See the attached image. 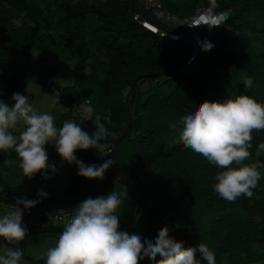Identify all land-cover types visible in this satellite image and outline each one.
Masks as SVG:
<instances>
[{"label":"trees","instance_id":"trees-1","mask_svg":"<svg viewBox=\"0 0 264 264\" xmlns=\"http://www.w3.org/2000/svg\"><path fill=\"white\" fill-rule=\"evenodd\" d=\"M163 2L181 17L192 15L196 6H209V0ZM217 2L220 7L216 11L230 9V16L211 30L197 28L200 44L192 63L152 76L149 74L175 67L179 63L176 58L185 50L180 42L161 41L142 27L133 18L139 10L133 0H0V96L17 92L28 78L36 76L43 88L60 90L68 99L65 122L75 121L72 97L83 92L94 108L93 117L100 116L108 131L103 142L112 143L122 131L110 153L100 157L103 162L113 160L111 168L125 176L137 193L132 234L139 235L142 242L154 241L159 229L167 226L169 235L183 241L185 248L197 249V259H201L199 244H206L215 253L217 264H264V169L251 198L242 195L229 202L213 187L214 177L222 169L177 142L183 127L181 117L204 101L247 95L264 104V47L253 45L244 33L247 15H264V0ZM256 30L264 33L262 28ZM205 41L214 45L211 51L202 50ZM48 46L65 59L90 58L84 91L79 89L81 70L73 85L61 88L54 66L29 50ZM245 77L252 78L251 88L244 87ZM133 80L135 96L130 101ZM105 115L110 120H104ZM252 135V156L245 163L255 162L257 146L264 142V130ZM97 154L91 148L75 152L86 165L99 166ZM259 160L264 163V152ZM5 161L19 164L12 149L0 151V167L8 165ZM61 162L67 165L65 193L73 195L77 204L99 197L94 179L79 176L75 164ZM108 176L105 172L104 177ZM28 189L22 183L7 182L0 173V201L7 206L17 198H26ZM129 205L128 191L120 224ZM55 234L59 237L58 233L39 235ZM254 242L261 243L255 251L250 249ZM19 245L23 248L25 239ZM160 258L157 255L156 260ZM139 264L155 262L145 257Z\"/></svg>","mask_w":264,"mask_h":264},{"label":"clouds","instance_id":"clouds-1","mask_svg":"<svg viewBox=\"0 0 264 264\" xmlns=\"http://www.w3.org/2000/svg\"><path fill=\"white\" fill-rule=\"evenodd\" d=\"M220 5L217 0H209V6L190 18L188 27L207 26L209 30L225 23L230 9L217 12ZM199 43V42H198ZM214 45L205 41L203 51H211ZM242 83L246 89L253 86L251 77H245ZM13 104L9 106L0 99V151L12 149L19 158V168L25 177L33 178L37 173L55 172L49 165L46 145L54 144L62 161L75 164L78 175L86 179L104 178L105 172L112 166L113 160L103 164L86 165L75 156L77 150L95 149L101 156L110 153L106 141L108 131L101 117L94 116V108L87 99L82 100L79 108L83 119L92 120L95 131L90 135L75 121H65L61 127L55 125L50 113L37 112L26 95L14 93ZM59 102V93L56 100ZM110 120L109 115L103 117ZM183 126L177 142L202 155L211 164L217 166L214 177V190L229 202L245 195L251 198L253 190L261 179L264 163L259 160L264 152V142L257 146L255 162L245 163L252 156L253 131L264 130V104L255 99L240 95L235 99L204 101L194 112L180 119ZM22 128L19 135L12 129ZM170 127L175 128V124ZM7 164L13 161H5ZM38 197H46L40 191ZM127 197V189L113 190L107 196L88 197L75 206L71 219L65 224L54 247L47 250L45 264H139L147 257L155 264H217L215 253L206 244H199L201 259H197L196 248L184 247L183 241H177L169 235L167 226H162L154 241L144 240L136 234L129 235L120 231V219L116 214ZM39 200L17 198L14 206L0 216V237L9 244H18L28 235L23 225L24 209H30ZM161 258L157 261L156 257ZM23 252L18 248H6L0 255V264H21Z\"/></svg>","mask_w":264,"mask_h":264},{"label":"rangeland","instance_id":"rangeland-1","mask_svg":"<svg viewBox=\"0 0 264 264\" xmlns=\"http://www.w3.org/2000/svg\"><path fill=\"white\" fill-rule=\"evenodd\" d=\"M244 33L248 34L252 39V44L258 47H264V33L257 31L256 29H264V15H261L258 12H253L246 16L244 23ZM252 28H255L253 30ZM31 53L35 56H44L48 63L54 66L55 70V79L57 80L59 87L71 86L76 82V73L78 70H81L83 76L81 77L80 88L82 91L87 86V77L91 69V60L90 58H82L79 56L71 58H63L58 53H55L53 46H48L43 49L32 48L29 49ZM22 95H26L29 98V102L33 105L34 109L39 113H50L54 116V121L56 126H62L64 123V115L69 112L70 105L68 99L61 94L60 90L53 91L43 88L36 76L28 78L20 87L17 92ZM14 93L1 95L2 99L9 106H12L14 103L12 96ZM56 93H59V102L53 103L56 100ZM83 93V92H82ZM81 92L80 94L83 95ZM79 94V93H76ZM95 119V117H93ZM72 121V120H69ZM82 129L88 132L90 135L95 131L94 123L91 120L88 124L82 125ZM22 130L19 126L16 129H12L15 135H19V132ZM46 151L48 153L49 165H54L56 171L53 172L50 169L47 173H40L36 177L29 179L25 177L22 173V170L19 168V164L12 163L8 164L5 167H0V173L2 177L11 184L22 183L27 185L30 189L35 190L37 193L43 191L47 193L46 197H54L58 199L59 203L63 207H73L77 201L75 197L71 194L64 192L65 188L68 185V176H67V165L61 162V157L58 155L55 149L54 144H50ZM55 175L52 177L51 175ZM51 176V177H50ZM94 183L99 196H107L113 190L119 192L126 188L121 182H119L115 177L108 176L104 177L102 180L94 179ZM128 194V191H127ZM126 197L124 198L125 201ZM123 201V203H124ZM123 205V204H122ZM122 205L117 210V215L119 216ZM64 208V209H65ZM8 209L0 208V216H3ZM31 233V232H28ZM31 235H39L31 233ZM35 237V236H34ZM43 238L47 239L45 242V247L48 244V247H53L54 244L58 241L57 234L55 235H44ZM261 243L254 242L251 244L250 249L256 250L260 248ZM264 244V241H262ZM34 247H37V243L32 244ZM31 246V245H30ZM15 248L17 244H9L3 238L0 241V255L4 254L6 248ZM33 247V248H34ZM241 255L244 256L245 252H241Z\"/></svg>","mask_w":264,"mask_h":264},{"label":"built area","instance_id":"built-area-1","mask_svg":"<svg viewBox=\"0 0 264 264\" xmlns=\"http://www.w3.org/2000/svg\"><path fill=\"white\" fill-rule=\"evenodd\" d=\"M141 8L147 12L145 16L140 10H138L133 18L145 29L156 34L161 41H178L182 44L185 52H182L176 61L181 62L185 57L189 48L192 45L193 38L189 31H194L198 27H188L187 23L190 22V18L200 11L207 8V6H196L194 13L187 16H178L177 14L171 12L165 7L163 0H140ZM197 35V34H196ZM199 42V43H198ZM200 44V39L197 35L196 45L190 55L185 58L182 64L189 65L192 63L196 49ZM140 86L145 89L146 84L142 83ZM90 99L87 96L81 94H74L72 97V105L74 108L75 122L79 125H84L89 123L91 120H84L83 113L79 108V104L82 100ZM54 177L55 175H51ZM38 193L32 189H28L26 192V198L29 200H39L40 202L36 206L30 209H24L21 205V210L23 212L22 221L33 227L46 229L51 227H64L65 224L71 219L73 215L72 209H64L57 200L46 199L43 197H38ZM10 210L14 204L10 207L4 202L0 201V207ZM134 228V223H130L128 226L123 228L121 231H126L129 235H132ZM60 235V233H58Z\"/></svg>","mask_w":264,"mask_h":264},{"label":"water","instance_id":"water-1","mask_svg":"<svg viewBox=\"0 0 264 264\" xmlns=\"http://www.w3.org/2000/svg\"><path fill=\"white\" fill-rule=\"evenodd\" d=\"M133 2L137 5V7L139 8V10L146 16L147 15V12L141 8V6L137 3L136 0H133ZM189 33L191 34L192 38H193V42H192V45L191 47L189 48L188 52L186 53L185 57L181 60V62H179L175 67L173 68H170V69H166V70H161V71H157V72H153V73H150L149 75H152V76H159V75H163L165 73H168L172 70H174L175 68H177L180 64H182V62L185 60V58H187L190 53L193 51L195 45H196V39H197V35L194 31H189ZM135 84H136V81L133 80L132 83H131V87H130V101L133 100L134 96H135ZM122 131H120L117 136L115 137V139L112 141V143H110L109 145H113L118 137L120 136ZM101 154L98 153L97 154V160H98V163L101 165L103 164V160L101 159ZM109 175L115 177L119 182H121L125 187L126 189L129 191L130 193V205H129V208H128V212H127V217L126 219L119 225V230L121 231L123 228H125L126 226H128L130 223H132L133 219H134V214H135V204H136V198H137V193L134 189V187L131 185V183L128 181V179L123 176L120 172L118 171H115L113 168H109L107 171H106ZM23 225L31 232H34V233H61L63 231V228L64 227H51V228H46V229H41V228H36V227H33L27 223H24L22 221Z\"/></svg>","mask_w":264,"mask_h":264},{"label":"crops","instance_id":"crops-1","mask_svg":"<svg viewBox=\"0 0 264 264\" xmlns=\"http://www.w3.org/2000/svg\"><path fill=\"white\" fill-rule=\"evenodd\" d=\"M76 205L78 204L76 203L73 207L72 206L66 208L63 206L62 207L65 209H72L75 208ZM31 233H28L27 237L25 238V245L23 248H21L19 242L17 244V247L23 252L21 264H45L47 250L51 247H48V244L45 247V242H47V239L43 238L41 235H31ZM34 234H40V233H34ZM34 243L38 244L37 247H34V245H32ZM54 246L55 244L53 245V247Z\"/></svg>","mask_w":264,"mask_h":264}]
</instances>
